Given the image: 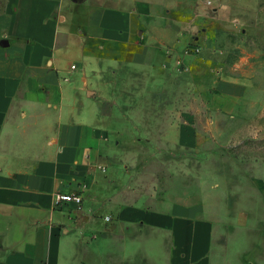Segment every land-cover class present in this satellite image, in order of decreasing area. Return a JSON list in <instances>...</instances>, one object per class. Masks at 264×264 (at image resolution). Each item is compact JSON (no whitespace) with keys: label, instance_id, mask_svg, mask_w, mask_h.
<instances>
[{"label":"crops","instance_id":"crops-1","mask_svg":"<svg viewBox=\"0 0 264 264\" xmlns=\"http://www.w3.org/2000/svg\"><path fill=\"white\" fill-rule=\"evenodd\" d=\"M153 7L150 0H7L0 264H154L145 242L158 263L213 264L215 227L198 216L200 205L180 196L122 203L157 198L136 186L137 170L119 153L141 152L159 136L178 135L189 148L221 136L228 130L221 121L237 115L249 87L215 70L190 78L171 15ZM261 191L264 198V184ZM57 192L81 193L83 205L56 207Z\"/></svg>","mask_w":264,"mask_h":264},{"label":"rangeland","instance_id":"rangeland-1","mask_svg":"<svg viewBox=\"0 0 264 264\" xmlns=\"http://www.w3.org/2000/svg\"><path fill=\"white\" fill-rule=\"evenodd\" d=\"M150 1L171 15L174 42L189 58L190 78L215 70L244 79L249 92L237 115L221 121L228 127L221 136L190 148L178 135L159 136L141 152L119 153L137 170L136 186L157 198L122 203L152 205L162 197L174 203L180 196L200 205L198 216L214 224L213 264H264V0ZM6 3L0 0V13ZM191 100L198 101L192 95ZM148 244L147 261L165 264Z\"/></svg>","mask_w":264,"mask_h":264},{"label":"built area","instance_id":"built-area-1","mask_svg":"<svg viewBox=\"0 0 264 264\" xmlns=\"http://www.w3.org/2000/svg\"><path fill=\"white\" fill-rule=\"evenodd\" d=\"M73 68H75V66H73ZM83 201L84 199L81 193L57 192L54 195V202L56 207L67 204H75L80 208L83 205Z\"/></svg>","mask_w":264,"mask_h":264}]
</instances>
